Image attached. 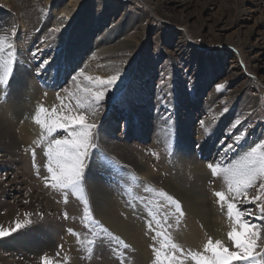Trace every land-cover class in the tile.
I'll return each instance as SVG.
<instances>
[{
  "label": "rangeland",
  "instance_id": "rangeland-1",
  "mask_svg": "<svg viewBox=\"0 0 264 264\" xmlns=\"http://www.w3.org/2000/svg\"><path fill=\"white\" fill-rule=\"evenodd\" d=\"M7 1L9 0H0V11L4 12L3 14L13 15L10 16L8 30L17 52V63L13 66L11 77L18 68L17 64L22 66L24 61H35L36 72L42 70L40 68L43 64L46 69L44 73L46 79L42 86L46 88L43 91L42 102L52 93V98L59 106L63 100L65 104L71 103L74 108V101L68 100L67 93L64 91L65 89L75 91L76 82L72 80L73 75L82 70L86 76L107 79L119 73L117 85L106 94L96 114L88 116L87 122L95 123L97 127L93 131L92 139L95 147L86 158L82 182L90 170V163L96 159L108 162L106 166L108 174H111L113 170H120L118 166L122 164L125 169L136 173L140 182L147 181L149 188L151 187L154 192L159 190L167 192L161 183L147 180L144 177L145 173L130 168L120 160L117 159V165L113 164L114 155L108 154L100 147L102 136L109 137L108 139L112 142L122 139L131 144L140 154L146 168L150 170L149 174L162 178L166 176V173L175 177L185 167L188 168L187 164L192 160L188 163L187 155L184 157L181 155L186 151L193 152L192 155L196 154L197 160L203 164V171L207 173L203 182H198L197 185L199 190L202 189L211 210L208 215V226L204 225L202 219H195L189 215V219L183 218L184 228L188 227V221L191 220L198 232L200 230L199 235L203 242L211 237L213 240L222 239L230 243L226 236L229 230L228 222L221 213L216 202L217 198L213 195L214 192L224 191L225 188L222 180L211 176L207 165L214 161H223L226 166L237 159L243 151L255 146V143L264 141V3L260 2L258 9L255 10L256 7L250 3V0H109L112 3V10L109 12L114 14L104 18V12L107 11V6H110L109 2L103 6L104 12H99V0H37L38 8L45 11V14H41L46 17V32H43L42 27H36L35 24L23 29L21 25L23 16L16 15L15 12L13 14ZM243 9L247 12L245 16L242 14ZM120 24L128 26V31L121 35L116 30L117 37L110 44L103 45H108L107 47L117 53L111 60L114 61V65L110 73L109 63H102V57H100L102 51L99 47L102 45V39L111 33L112 29H119ZM127 43L128 46L124 47ZM251 47L253 52L247 55ZM254 52H257L258 56L252 61ZM247 58L251 60L250 64L247 63ZM45 61L48 63L45 64ZM11 77L8 83L10 88L8 86L6 89L0 88V96L6 97L5 100L8 99L9 91L12 90L10 82L13 78ZM82 77L78 76V81L83 86L88 85ZM56 81L58 85L54 89ZM57 95L60 100L57 99ZM209 100L211 102L205 107L206 101ZM22 104L25 105L23 102ZM40 105H42L41 102ZM21 109H24V114L28 117L33 113L31 108L23 106ZM109 114L114 118L112 124L104 121ZM237 121L239 123H236ZM138 123L144 125L148 123L150 130L146 131V127L141 128L142 131L140 130L139 135H136ZM107 130L109 135L106 133ZM62 131L58 130L55 135H59ZM241 133L249 141L246 139L237 143L236 137ZM229 145H234L231 153L227 151L220 153L221 150L228 149ZM43 148L44 145L37 147L30 143L27 147L22 145L19 149H15V153L11 155L0 152V163L2 162L0 188L3 189L0 203L5 206L0 211L1 216L16 200L15 202L20 204L17 214H22L21 219L24 220L26 213L29 215L28 218L33 217V214L26 210V206L29 202L28 193L35 195L36 192L32 190L30 192V189L25 190L32 183L26 181L23 176L22 159L25 154L32 158V150H35V163L39 169L37 179H43L48 175L44 167L47 158L43 155ZM30 161L32 164L33 158ZM110 164L113 165V169ZM31 166L32 176L35 178L37 172L33 164ZM188 170L186 169L185 173L188 174ZM126 173L118 171V174H122L121 178H128ZM130 178L132 179L131 176ZM14 180L18 183L12 185L11 182ZM188 182L186 188L190 187L194 179L189 176ZM43 185L45 186L44 183ZM11 186H14L13 191L9 189H12ZM56 191L52 192L60 197L61 191ZM154 192H147L145 196L141 195L142 207L144 209L148 207L151 210L156 208L161 211L164 201L154 195ZM255 193L256 189L249 191L250 196ZM84 194L93 213L91 196L88 192ZM57 199L53 201L54 205L65 212L61 211L63 215L61 214V219L58 220L59 224L80 235L79 243L76 242L77 237L73 236L75 245H78L80 257L83 255L86 260L89 259L86 262L82 256L81 263H90L93 259L97 264H103L102 261L106 256L109 258L108 261L106 260L108 264H121V261L123 264H134V259L137 263H142L141 257L134 249L130 245L128 248L120 245L119 241L123 238L114 233L110 227L108 228L95 213H93L94 218L107 228L112 236L100 233L93 237L82 220L83 205L68 208L67 202L63 203L62 200ZM239 206L250 208L256 214L247 217L248 219L257 224H264V220L256 219L259 212L255 204ZM44 216V213L39 212V219L45 220ZM156 217L161 222L165 219L160 212ZM21 219L19 222H23ZM168 219L167 217V224L171 225L168 231L173 235L176 243L185 250L202 251L204 244L198 237L192 239L185 237L180 224L177 225L174 219L168 223ZM144 220L137 221L143 226V234L152 248V237L155 232L148 230L149 223ZM154 224L153 222V229H155ZM66 228L64 236H72ZM78 230H82L81 233ZM64 236L62 235L60 239ZM88 239H93L96 243L88 245ZM58 246L61 247H57L60 251L58 258H61L62 251H67L63 245ZM85 247L94 249L91 258L89 254L87 255ZM102 249L109 251L108 253L104 251L106 256L103 255V258L99 257Z\"/></svg>",
  "mask_w": 264,
  "mask_h": 264
},
{
  "label": "bare ground",
  "instance_id": "bare-ground-1",
  "mask_svg": "<svg viewBox=\"0 0 264 264\" xmlns=\"http://www.w3.org/2000/svg\"><path fill=\"white\" fill-rule=\"evenodd\" d=\"M98 2H99L98 6L100 7L99 12L102 11L104 12L103 6L104 5L106 6L109 0H105V1L99 0ZM260 2L264 3V0H252V1L250 0V3L254 5V7H256L255 10L258 9ZM7 3L12 13L15 12L16 15L23 16V22H21L23 29L24 27L25 28L28 26L31 27L35 24L36 27H42L41 28L42 31L46 32L45 29L46 17L45 15L44 16L41 15L43 13L45 14V11L43 9L40 10V7L38 8V5L36 4L37 0H9L7 1ZM109 4L110 6H107V11L105 10L104 12L103 15L104 18L106 16L110 17L111 15L114 14V13L111 14L109 12L112 10V3L109 2ZM38 10H40V12H37ZM3 13L2 11H0V34H6L9 40L11 41L10 38L11 33L8 30V28L10 27L9 19L13 15L11 14L8 15L6 13L5 14ZM246 13H247L246 10L243 9L242 11L243 16L247 15ZM116 30L120 32L121 35H124L128 31V26H125L124 24L123 25L120 24L119 29H112L111 33H109L104 39H102L101 41L102 45H100L99 47L100 51H102L100 53L101 55L100 57H102L101 58L102 63H109L108 66L111 69L110 73H112V68L114 65V61L111 60L115 57V55H117V53L114 50L112 51L109 47H107L108 45L107 46H103V45L110 44L114 40V38L117 37L116 36L117 34H115ZM127 46L128 43L124 47ZM250 52H253L252 47L249 49V52H247V55ZM254 53L255 56L252 57V61H254L258 56L257 52ZM35 63L36 62L33 60L31 61L27 60L24 61L22 66H19V64H17L18 68L15 71L13 77H11L13 78L10 82L12 90L9 91L10 94L9 96H7L8 99L5 100L6 97L0 99V152L1 153H9L11 155L12 153H15V149H19V147L22 145L24 147H27V145H29L30 143L34 145L33 141H35L38 138L40 131L39 127L34 123H32L31 119L24 114V109H21V107L25 106L26 108L28 109L31 108V110L34 111L37 105H40L41 102L42 106H44L45 108H49V110H51L53 106L59 108V104L57 103V101L52 98V93L49 97L46 96L44 102H42V98H43L42 96L44 95L43 91L46 88L42 86L46 79V76L44 75L46 69L45 67L44 68L41 67L40 69L42 70L40 71L37 70L38 72H36L34 69ZM247 63L250 64L251 60L248 59ZM41 71L43 73H41ZM56 85H58V81L55 82L53 86L54 89H56L55 88L57 87ZM22 102L25 105H23ZM210 102H211L210 100L206 101V104L204 103L205 107L209 105L208 103ZM110 115L111 114L105 117L104 120L105 123H111V124L113 123L112 121L114 118L111 117L112 115L111 116ZM100 118H102V116ZM144 127H146L145 129L146 131L150 130V125L148 123H146V125L138 123L136 127L137 128L136 135H139V131L140 130L142 131ZM107 131L108 132L106 133L109 135L110 134L109 130ZM103 137L104 136L101 137L100 147H102L108 154L111 153L114 155L113 157L115 158V161L114 162L112 161L113 164L116 163L118 164V162H116L118 159L121 161V163L128 165L130 168H133L139 171L140 173H145L144 177L147 180L155 183H161V185L166 188L167 192H169L173 197H175L181 203V210L183 211L184 215L180 219L179 224L183 235L189 239H192L193 237L194 238L198 237L200 242L204 244L205 243L203 242L204 240L199 235L200 230L198 232L197 228L191 222V220L189 221L187 220L188 221L187 228H184V224H183V218L185 217L186 219H189V215L191 217H194L195 219L198 218L202 219L205 226H208V222H209L208 215H210L209 210L211 209H209L210 206H208V203L206 201V198L204 197L202 189L199 190L197 185L198 182H203V180L206 178L207 173L203 171V164H201L197 160L195 156L196 154L193 156L192 155L193 152H188V151L182 153L181 157L187 155L186 156L187 162L189 160H192V162L190 163L188 162L189 163L187 164L188 168L185 167L184 170L180 171V173L178 172L177 175H175V177H171L168 173H166V176L162 178L161 176L149 174L150 170L146 168L145 164L141 160L140 154L137 153V151L134 149V147L131 144H128L125 140L122 139L117 142L115 141L112 142V140L110 141L108 139L109 137L108 138L105 137L103 138ZM246 139L248 138H244L243 136L241 140L245 141ZM183 140L185 141L186 139ZM225 151L231 153L230 152L231 150L228 149H223L221 150L220 153H224ZM192 157H194V159ZM32 158L31 156H28V154H25V156L22 159V163H23V172H24L23 176L26 179V181L28 180L30 181V183H32L29 186H27L25 190L30 189V192L31 190L33 192H36L35 195H32V193L31 194L28 193L29 202L28 205L26 206L27 207L26 210L29 211L31 214H33L34 218L33 217L29 218L31 224L27 226V228L13 232L10 235L0 237V264H25V262H27V264H38V258L45 254L53 258L54 264H83L80 261L83 255L80 257L78 253V249H77L78 245L77 246L75 245V243L77 242V241L75 242V238H74L75 236L74 237L68 236L67 234H65L67 236H64L65 233L64 229L66 227L63 228L62 224H59L58 222V220L61 219L60 217L62 214L61 213L62 210L57 209V205L56 206L54 205L55 202L54 200L55 198H58L59 201L62 200L63 203H65L64 194L61 192L62 195H59L60 197H58V194L53 193L52 192L53 190L50 187H45L43 183H44V178L46 176H44L43 179H37V174H36V177L33 178L32 176L33 169L31 166L33 163L31 164L32 161H30ZM186 161L184 160L185 163ZM1 164L2 162L0 163V165ZM90 165H91V167L89 168L90 170L86 174V177L82 183L85 192H88L91 196L92 207L94 209L93 213H95L96 217L100 219L103 223H105L108 226V228L110 227L114 231V233L122 237L126 242V244L130 245L132 249H134V251L138 254V256L141 257L142 263L139 262L137 263L134 259L135 262L134 264H154L152 248L150 247V245H148L149 242L146 240V237L143 234V226L139 224L137 220L142 221L145 219L144 221H148L149 223L150 221H152V214L157 215V213L160 212L161 215L163 214L164 217L167 216L169 218L168 223H170L172 219L175 220L176 215H178L177 213H175L174 207L164 202L161 211H159L156 208L151 210V208L148 207L144 209L142 207L143 200L141 201V199L143 197H141V195L145 196L148 192L145 190L146 188H149L147 181L140 182L139 178H137L138 177L137 174L129 171L128 169H125L122 164L118 167L121 171L128 173V176H126L128 178L125 177L121 178L120 176L122 174H118V171L120 170L118 171L113 170L111 174H108L107 171L108 168L106 167L108 166V162L105 163L103 161L100 160L97 161L95 159L94 162L90 163ZM110 166H112L113 169V165L110 164ZM186 169H189L188 170L189 175L187 174V172L185 173ZM184 173L187 174L188 177L191 176V179L192 178L194 179V182L188 188L185 187L188 182V177ZM33 175L35 176V174ZM130 176L132 177V179L130 178ZM17 183L18 182L16 180L11 182L12 185ZM11 187L12 189L11 188L9 189L13 191L14 186ZM38 192L40 195L38 194ZM56 192L58 193V191ZM2 193H3V189L1 190L0 188V196L2 195ZM15 201L16 200H14L12 206L10 207L9 210L6 211V213H4L2 216L0 214V228L11 229L15 227L16 222L22 218V216H20L22 214H17V211L20 209L19 208L20 204H18V202ZM67 205L69 206L68 208H70V206L76 207V205L80 206L82 204L80 203L78 198L74 197L71 194H68ZM4 207L5 206L2 203H0V211H2ZM162 211H165V213H162ZM39 212L45 214L44 216L45 220L42 219L43 220L42 221L41 219H39ZM50 213H52L51 215L54 218L53 217L51 218ZM56 214L58 217L56 216ZM62 235L64 237L60 239ZM2 238L3 240H1ZM59 244L63 245L64 249L67 251V252L62 251V255H60L61 258L60 257L58 258L57 255V253L60 252L58 251L57 248L60 247L58 246ZM198 245L199 247H201L200 244H197V246ZM98 248L96 250H98ZM104 251L106 253L109 252L102 249L103 254L101 253V256L99 257L103 258ZM105 256L106 255H104V257ZM65 257H67V260H65ZM106 257L103 261L101 260L103 264H108L107 261L109 258ZM83 260H85L86 262L89 261V259L86 260L85 257ZM86 262L84 264H97L93 259H91L90 263H86Z\"/></svg>",
  "mask_w": 264,
  "mask_h": 264
},
{
  "label": "snow or ice",
  "instance_id": "snow-or-ice-1",
  "mask_svg": "<svg viewBox=\"0 0 264 264\" xmlns=\"http://www.w3.org/2000/svg\"><path fill=\"white\" fill-rule=\"evenodd\" d=\"M16 58L14 43L6 34H0V88L7 87ZM44 63L47 64L48 61ZM41 67L43 68L44 65L42 64ZM78 76H83L88 85L82 86L78 81ZM72 80L76 82L75 91L68 89L64 91L67 93L66 98L74 101V108L71 103L65 104L61 100L59 108L53 106L49 110L42 105H37L30 115L32 123L40 129L38 139L33 143L37 147L44 145L43 155L47 158L44 167L48 173L44 178L45 187L61 191L64 194L65 203L68 194L78 198L83 205L84 226L91 231L93 237L100 233L112 236L108 229L94 218L89 201L84 194L82 180L86 158L91 149L95 147L92 139L93 131L97 127L95 123L87 122L88 116L96 114L106 94L117 85L119 73L107 79H101L99 76L95 78L86 76L81 70L72 76ZM3 98L0 96V99ZM57 99L60 100L59 95ZM58 130L63 131L55 135ZM243 135L241 133L236 137L237 143ZM233 147L234 145H229L228 150H232ZM35 156V150H32L33 168L39 175ZM207 167L212 177L222 180L225 188L224 191H216L213 195L217 198L216 202L221 213L228 222L229 230L226 236L230 243L209 237L202 251L185 250L174 241L173 235L168 231L171 225L167 224V216L161 222L156 214H152V221L149 222L148 227L150 231L155 232L152 237L154 264H237V262L238 264H264V224H257L248 219L247 217L256 214L250 208L239 206L240 204H255L259 212L256 219L264 220V141L255 143V146L243 151L237 159L226 166L223 161H214ZM251 189H256L255 195H249ZM145 190L154 192L151 188ZM154 195L174 207L175 213L178 214L175 223L178 225L184 215L180 203L164 190L155 191ZM65 218L67 219V214ZM153 222L155 229L152 228ZM30 223L26 213L23 222L17 221L15 227L0 228V237L10 235ZM68 232L76 236L77 242H80L76 232L72 229H68ZM113 239L117 238L113 237ZM95 243L93 239L87 240L88 245ZM119 244L124 248L130 247L123 240H120ZM86 251L91 258L94 249L88 247ZM38 264H54V260L45 254L38 258Z\"/></svg>",
  "mask_w": 264,
  "mask_h": 264
}]
</instances>
